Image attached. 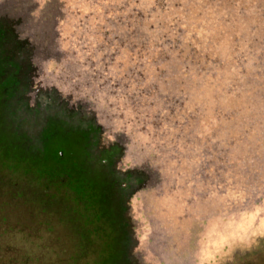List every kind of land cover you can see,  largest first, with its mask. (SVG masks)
I'll return each instance as SVG.
<instances>
[{"label": "rangeland", "instance_id": "rangeland-1", "mask_svg": "<svg viewBox=\"0 0 264 264\" xmlns=\"http://www.w3.org/2000/svg\"><path fill=\"white\" fill-rule=\"evenodd\" d=\"M241 1L0 0V58L20 66L2 70L0 114L28 152L53 129L85 135L125 202V264H230L264 248V0ZM14 165H0V200L4 183L33 191ZM18 204L0 212L25 216ZM7 222L0 247L27 264L74 246L66 223L58 245Z\"/></svg>", "mask_w": 264, "mask_h": 264}, {"label": "trees", "instance_id": "trees-1", "mask_svg": "<svg viewBox=\"0 0 264 264\" xmlns=\"http://www.w3.org/2000/svg\"><path fill=\"white\" fill-rule=\"evenodd\" d=\"M17 68V64H4L0 58V104L7 102L4 100V88L12 79L4 76L2 70L17 71ZM5 122L0 114V165L5 168L11 155L15 162L13 168L23 171L24 175L31 174L35 182L30 198L22 197L23 193L15 188L17 183L3 184L1 190L4 198L0 200V211L5 207L9 209L17 202L16 208L25 216L19 214L18 217H11L13 214H8L10 221L8 215L0 212L1 235H9L7 229L1 228L8 221L5 227L16 224L23 235H26L24 228L37 227L49 233L50 240L59 245L62 235L67 234L58 233L56 227L66 223L73 230L67 240L73 242L74 246L62 244L59 248L47 247L51 264H125L120 248V227L117 226L118 214L122 216L120 212L125 209V202L120 201L118 193L115 195L117 190H114L115 184L109 175L89 163L85 135L80 130L57 133L53 129L43 137V144L37 151L28 152L24 148L26 139L21 135H11V128ZM22 145L23 151L27 152L21 155ZM28 212L32 215L25 219ZM20 253L9 246L0 247V264L35 261L28 251ZM230 264H264V248L237 256Z\"/></svg>", "mask_w": 264, "mask_h": 264}, {"label": "flooded vegetation", "instance_id": "flooded-vegetation-1", "mask_svg": "<svg viewBox=\"0 0 264 264\" xmlns=\"http://www.w3.org/2000/svg\"><path fill=\"white\" fill-rule=\"evenodd\" d=\"M17 66H18L17 70H19L20 69V66L19 65H17Z\"/></svg>", "mask_w": 264, "mask_h": 264}]
</instances>
